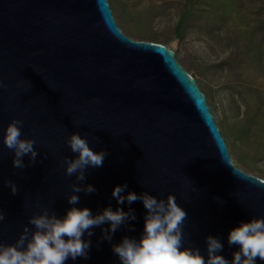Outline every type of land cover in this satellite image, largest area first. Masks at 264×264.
<instances>
[{
	"label": "water",
	"instance_id": "water-1",
	"mask_svg": "<svg viewBox=\"0 0 264 264\" xmlns=\"http://www.w3.org/2000/svg\"><path fill=\"white\" fill-rule=\"evenodd\" d=\"M0 82V135L12 117L21 119L22 138L35 140L37 151L36 162L25 155L17 169L0 142V243L15 241L39 212L36 203L57 216L69 207L76 181L62 158L75 156L65 144L72 132L106 152L102 166L86 170L82 183L96 191L79 193L78 207L131 208L136 219L111 241L94 228L88 258L66 264H119L111 244L142 232L146 210L139 200L117 205V184L157 198L173 194L187 214L184 246L202 255L213 235L230 259L236 246L228 245V230L264 218V179L232 163L195 79L163 43L125 35L107 0H0ZM5 180L17 185L15 195Z\"/></svg>",
	"mask_w": 264,
	"mask_h": 264
},
{
	"label": "clouds",
	"instance_id": "clouds-1",
	"mask_svg": "<svg viewBox=\"0 0 264 264\" xmlns=\"http://www.w3.org/2000/svg\"><path fill=\"white\" fill-rule=\"evenodd\" d=\"M0 88L6 85L0 82ZM23 126L21 119L12 117L0 135V142L12 152L11 165L17 169L25 168V155L29 163L37 159L36 142L22 138ZM65 144L75 154L72 159L62 158L65 175L73 176L76 181L68 185L70 191L65 199L69 207L57 216L54 210L36 203L39 212L27 217V224L21 225L15 241L0 243V264H66L68 260L87 259L94 228L100 227L102 238L111 241L122 225L136 219L131 208L113 210L109 206L93 213L88 207H78L79 193L96 191L93 185L82 183L86 170L102 166L106 152L93 150L76 132L68 134ZM4 184L11 194H16L14 182L5 180ZM126 189V183L112 187L111 196L117 205H130L139 200L146 211L138 237L123 236L118 243L111 244L119 264H258V260L264 261V218L249 217L228 230L226 241L236 246L230 259L221 255L223 244L213 235L205 237L202 255L197 247L184 246L183 225L187 214L175 202L173 194L157 198L147 192L137 194ZM215 199L222 203L220 198ZM4 219L5 213L0 210V222ZM105 224L107 228L102 227Z\"/></svg>",
	"mask_w": 264,
	"mask_h": 264
},
{
	"label": "rangeland",
	"instance_id": "rangeland-1",
	"mask_svg": "<svg viewBox=\"0 0 264 264\" xmlns=\"http://www.w3.org/2000/svg\"><path fill=\"white\" fill-rule=\"evenodd\" d=\"M107 3L125 35L174 51L205 95L232 163L264 179V0Z\"/></svg>",
	"mask_w": 264,
	"mask_h": 264
},
{
	"label": "trees",
	"instance_id": "trees-1",
	"mask_svg": "<svg viewBox=\"0 0 264 264\" xmlns=\"http://www.w3.org/2000/svg\"><path fill=\"white\" fill-rule=\"evenodd\" d=\"M178 25H181V21H180V23Z\"/></svg>",
	"mask_w": 264,
	"mask_h": 264
}]
</instances>
